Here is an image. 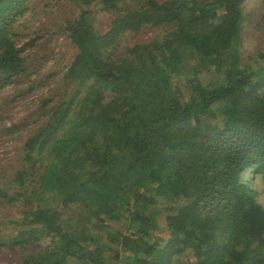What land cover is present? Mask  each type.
<instances>
[{
  "label": "trees",
  "instance_id": "16d2710c",
  "mask_svg": "<svg viewBox=\"0 0 264 264\" xmlns=\"http://www.w3.org/2000/svg\"><path fill=\"white\" fill-rule=\"evenodd\" d=\"M35 1L0 0V89L54 81L0 165V208L20 211L0 218V250L23 251L8 264H181L187 249L185 264H264V59L241 64L246 0H69L72 54L43 73L33 52L58 31L16 30Z\"/></svg>",
  "mask_w": 264,
  "mask_h": 264
},
{
  "label": "rangeland",
  "instance_id": "374dc122",
  "mask_svg": "<svg viewBox=\"0 0 264 264\" xmlns=\"http://www.w3.org/2000/svg\"><path fill=\"white\" fill-rule=\"evenodd\" d=\"M71 4L69 0H39L35 1L33 4H30V8L33 9V5L35 7L34 10H31L33 13H26L23 18H21L17 25L16 30L18 33L29 32L30 27L37 26L40 21H48L49 23L46 25L45 29L54 33L55 31L58 35L51 38L46 47L42 45L41 48L34 51V59L41 60L44 55L45 58L48 59L42 71L50 70L52 68V64H55L54 69L56 71L59 70L61 64H65L63 61H68L71 54L72 48L69 44H67L66 39L63 37L60 31L61 25H64V19L70 17L72 15L71 10L75 12L76 8H71ZM245 27L243 33V41L240 47V60L242 65L251 66L252 70L259 68L260 61L259 58L264 59V20H262V12H263V0H246L245 4ZM36 13H35V12ZM111 16L109 14H105L100 12L97 15V26L102 31L105 32L110 25ZM156 31L154 30H144L139 34H130L126 36L125 43H133V42H142L148 39L153 38ZM61 34V35H60ZM44 47V48H43ZM48 49L51 52H48ZM48 52V53H47ZM62 61V62H60ZM43 77V76H42ZM210 78H202L201 82L203 84L207 83ZM50 84H54V81L47 82L45 85H42L38 91L41 92L44 89H48ZM261 90L264 91V82L261 84ZM35 91L30 94L26 98L18 99L15 98L14 95L17 93V89L14 85H7L0 89V165L7 163L9 160L13 161L16 154L18 153L16 150L20 147V141H22L26 134L30 132L32 128H34L38 122L35 121V112H33L34 108L40 103L39 92ZM37 92V93H36ZM32 112V113H31ZM29 113H31L29 115ZM28 115V122L25 126H21L20 128L7 130L10 126L11 122H18L24 116ZM245 178L247 174L244 175ZM255 184L253 187L258 191L257 200L260 204L264 206V185L259 177L255 178ZM1 222H5L7 219H14L20 217V211L17 208H0ZM127 218L124 216L119 223V226L124 223H127ZM163 222V221H162ZM3 223H1L2 225ZM163 224V223H161ZM9 228L4 230V233H11L14 235L16 232L13 229L12 224L8 225ZM2 228V227H1ZM1 231V229H0ZM99 233L101 236H104V230L100 229L96 234ZM157 234L160 236L166 237L165 228H160L157 230ZM3 235V234H2ZM1 235V236H2ZM101 237V238H102ZM104 238H102V241ZM45 244L46 241H42V244ZM2 248L0 251V264H8L10 260H15L23 254L22 248L17 249V254L15 257H11V253L7 248ZM17 248V247H16ZM19 248V247H18ZM4 250V251H3ZM15 251V252H16ZM180 259L178 260L181 264H185L187 262H191L195 260L193 251L191 249H187L182 254L179 255Z\"/></svg>",
  "mask_w": 264,
  "mask_h": 264
}]
</instances>
